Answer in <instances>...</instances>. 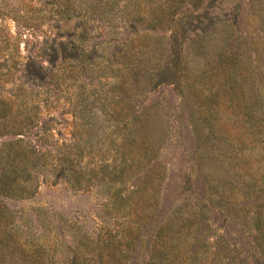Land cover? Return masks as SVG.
<instances>
[{
  "label": "rangeland",
  "instance_id": "1",
  "mask_svg": "<svg viewBox=\"0 0 264 264\" xmlns=\"http://www.w3.org/2000/svg\"><path fill=\"white\" fill-rule=\"evenodd\" d=\"M77 1L85 5L86 2L97 0ZM125 1L129 0H119V5L122 6L120 8H124ZM140 1L142 7L147 9L146 13L169 9L174 2ZM6 2L12 6H41V0H0V7H5ZM166 18L171 25L158 32L160 36H165L164 56L158 71L159 79L156 80L155 90L151 93L147 90L149 96L141 98V103L150 106L147 110L151 123L148 130L146 129L149 138L152 137L154 143L161 137L165 136L166 139L157 158L150 165L152 182L148 183V186L153 188L161 177L163 183L159 196L160 207L153 224H148L143 229V236L138 239L136 249L131 252L128 264H142L147 259L155 235L154 225L178 205H183L186 213H199L198 230L196 231L195 224L191 244L195 249L204 241L208 243L207 246L200 247L201 255L207 261H211L215 256L217 242L220 241L230 250V255L237 262L244 263L247 260L248 264H264V253H260L262 249L254 242L259 233L253 231L251 222L257 214L264 221V138L260 135L255 140L246 114V91L252 81V73L256 78L253 98L256 99L257 95L264 96V0H186L180 10L173 15L169 13ZM74 24L75 21L70 22V25ZM96 24L98 27L89 39L91 44L102 41L106 33L113 35L115 31L100 22ZM34 31L35 33H31L28 29L21 28L19 32L11 14H0V97L4 99L16 97L21 84L19 76L23 79L22 66L13 77L12 71H8L11 65L8 52L14 45L11 41L10 51L7 50L4 44L6 34L17 37L18 52L24 63L28 55L41 51L46 39L45 34L53 37L46 23ZM100 31L103 32L102 36L98 35ZM232 31L233 48L228 46L227 51L229 56L240 61L238 68L233 70L236 72L235 79L228 73L226 60L219 56L224 39ZM116 32L120 37L128 34L123 27ZM205 34L208 36L202 40L201 37ZM135 38L131 47L134 50L144 48V45H141L142 40L145 43L152 41L150 37H143L142 40ZM200 45H205V48L200 49ZM239 45H242L245 51L240 55L234 53V47ZM104 46L103 44L99 47ZM252 49L256 51L254 64L257 67L254 71L244 64L254 60L249 57ZM180 53L187 59L186 80L180 72ZM101 59L97 58L96 63L99 64L93 65L95 74L103 71ZM125 75L126 71L123 70L118 79L109 80L119 83L121 78L124 80ZM99 79L101 84H98ZM71 83L68 87L71 106H66L71 110L64 115L67 120H63L58 126L61 134L57 129L54 131L59 144H63V140L67 139L74 145L80 138L77 135L81 121L78 102L82 93L88 101L95 103L89 114L91 119L93 117L103 125L110 122L107 120L110 114L105 116L99 111L101 104L98 103L109 90L107 79L100 76L94 79L95 85L88 83L85 88L81 87L80 81ZM112 96L109 92L108 98L112 99ZM60 100L63 103L65 98ZM113 102L114 100H111V103ZM59 106V110L54 111L55 115L63 109L62 104ZM44 109L46 108H43V112L46 111ZM215 112H218L217 118ZM191 113H194V118ZM192 119H195L198 128L191 126ZM215 126L223 139L228 141V151L223 156L228 158L227 172L234 181L226 184L220 182L221 188L228 191L230 196L227 202L208 196L211 195L210 190L204 185L203 172L199 168L197 158L203 154L215 160V149L219 151L222 147V144L215 140ZM131 127L140 128L141 124L131 123ZM140 131L141 128L138 132ZM98 132L101 134L102 129H98ZM104 133H111V129H105ZM124 133V129H121L118 134L116 142L119 144L124 141ZM22 136L0 134V150H4L8 144ZM25 137L35 145L39 144L34 135ZM111 140H103L96 145L92 153L86 155L84 162H87L89 169L99 165V155L107 148L110 155L115 153ZM141 143V140H138L131 146L132 154L138 155ZM99 147L103 149L99 151ZM208 166L205 172L211 176L210 185L214 189L215 183H219L222 171H215L214 162ZM48 167L51 168V165ZM136 181L137 179H132V182L123 188V193H129L133 189L131 183ZM144 198L141 192L133 193L120 212L112 211L111 216L102 217L106 214L103 209L107 201L99 196L97 188H91L89 191L70 189L68 184L54 182L51 176L46 180L40 175L37 189L31 196L11 197L0 193V264H28L31 259H35L34 264H71L75 250L79 255L78 264H98L96 256L91 260L99 251L95 247L96 242H86L83 245L82 241H85L87 236L96 240L100 234V239L113 237L116 244L122 241L124 247L127 229L134 231L140 206L145 203ZM103 223L108 226L107 229L101 228L102 225L105 226ZM260 237V242L264 241V236ZM38 245L43 246V256L36 250Z\"/></svg>",
  "mask_w": 264,
  "mask_h": 264
},
{
  "label": "trees",
  "instance_id": "2",
  "mask_svg": "<svg viewBox=\"0 0 264 264\" xmlns=\"http://www.w3.org/2000/svg\"><path fill=\"white\" fill-rule=\"evenodd\" d=\"M185 1L174 0L169 9L164 8L161 12L150 13H146L148 11L142 7L140 0L125 1L124 8H120L122 6L119 5V0H97L86 2L85 5L77 0H41L40 7L22 4L12 6L10 3L7 5L6 2L5 7H0V14L4 16L11 14L19 32L24 28L35 33L34 30L46 23L49 31L53 33V37L45 34L46 39L41 51L28 55L24 63L18 52L17 37L13 38L6 34L4 40L7 50L10 51L11 41L14 45L8 52L11 58L8 71H12L11 77H13L22 66L23 79L19 76L21 84L15 98L0 97V134L23 136L12 141L4 150H0V193L11 197L31 196L37 189L40 175L46 180L51 176L54 182L61 181L68 184L70 189L89 191L91 188H97L99 196L107 201L103 209L106 214L102 217L111 216L112 211L120 212L133 193L141 192L145 196V203L140 206L134 231L127 229L124 247L122 241L116 244L113 237L100 239V234L97 235L96 240H91V237L87 236L85 241H82L83 245L86 242H96L95 247L99 251L91 260L96 256L98 264H128L131 252L136 249L138 239L143 236V229L148 224H153L160 207L159 196L163 183L161 177L153 188H150L148 183L152 182L150 165L157 158L166 139L164 136L154 143L152 137L149 138L146 129L148 130L151 123L147 110L150 106L141 103V98L148 97L155 90L156 80L159 79L158 71L164 56L165 36H160L158 32L164 31L171 25L167 21V15L175 14ZM71 21H75V24L70 25ZM97 22L105 27H112L115 31L113 35L106 33L102 41L91 44L89 39L98 27ZM120 27L126 29L127 36L120 37L117 34L116 31ZM98 35L102 36L103 32H98ZM207 36L208 34H205L201 39ZM233 36L232 31L224 39L223 48L219 50V56L226 60V67L232 78L236 75L233 70L238 68L240 62L228 55L227 49L228 46L232 47ZM135 37L139 40L150 37L152 41L145 43L142 40L141 45H144V48L134 50L131 47ZM103 44L105 46L100 48L99 46ZM202 48H205V45L204 47L200 45V49ZM234 48L235 54L245 53L242 45ZM187 51L189 52V49ZM255 53L256 51L252 49L249 57L254 60L244 62L252 71L257 67L254 64ZM180 56V72L186 80L187 59L181 53ZM97 58H102L100 64L104 65L100 74L94 73L93 65L99 64L96 63ZM123 70L126 71L124 80L121 78L119 83L110 82V78L118 79ZM252 74V81L246 91V114L256 140L260 135L264 138V96L257 95L256 99L253 98L256 78L254 73ZM100 76L107 79L109 90L106 91L104 99L98 101L101 104L99 111L105 116L110 114L107 118L110 122L103 125L97 119L93 117L91 119L89 114L95 103L88 101L82 93L78 102L81 121L77 135L80 138L74 145L67 139L63 140V144H59L54 131L57 129L61 134L58 126L63 120H67L64 115L71 110L70 107L66 108L68 104L71 106L68 97L71 81H80L81 87L85 88L88 83L95 85L94 79ZM126 82L128 84H125ZM262 82L264 84V78ZM99 83L101 84V79ZM147 90H150V93L147 94ZM109 92L113 95L112 99L108 98ZM61 98H65L63 103ZM111 100L114 102L111 103ZM60 104L63 105V109L55 115L54 111L59 110ZM44 107L46 111L43 112ZM191 115L194 118V113ZM217 116L218 112H215V117ZM191 121V126L198 128L195 119ZM137 122L141 124L140 132H138L140 128L131 127V123ZM98 129H102L101 134ZM105 129H111V133L105 135ZM121 129L125 132L122 137L124 141L119 144L116 141ZM220 134L215 126V140L222 144L219 151L215 149V160L203 154L197 158L199 168L203 172L201 174L204 185L210 190L211 195L208 196L227 202L230 196L228 191L221 188L220 182L231 183L234 179L227 172L228 158L223 156L228 151V141ZM26 135H34L39 144L35 145L32 140L25 137ZM107 138L112 139L111 144L115 147V153L110 155L107 153L109 150L107 148L99 155L101 157L99 165L89 169L87 162H84L86 155L92 153L96 145ZM138 140L142 142L139 153L132 154L131 146ZM102 149L103 147H99L98 150ZM211 162H214L216 172L222 171L219 183H215L214 189L210 185L211 176L205 172ZM48 165H51V168ZM132 179H137L136 182L131 183L133 189L124 194L123 188L125 189ZM204 195L206 196V192ZM201 214H204V209ZM198 215L196 211L186 213L183 205H178L165 215L158 224L154 225L155 235L149 247L148 257L142 264H183L187 261L189 264H248L247 260L244 263L237 262L230 255V250L220 241L217 242V251L211 261H207L201 255L200 247L207 246L206 241L193 249L191 234L195 224L196 231L198 230ZM251 220L253 231L259 233L254 242L258 248L264 250V241L259 240L260 236H264V221L258 214ZM104 225L101 228L107 229L108 226ZM42 248V245L36 248L40 255ZM262 250L260 253H264ZM37 259L40 260L39 257ZM78 260V251L75 250L71 264H78ZM34 263H36L35 259H31L28 264Z\"/></svg>",
  "mask_w": 264,
  "mask_h": 264
}]
</instances>
